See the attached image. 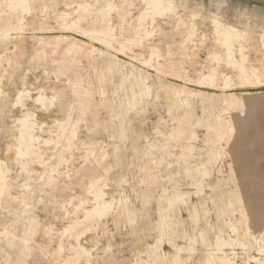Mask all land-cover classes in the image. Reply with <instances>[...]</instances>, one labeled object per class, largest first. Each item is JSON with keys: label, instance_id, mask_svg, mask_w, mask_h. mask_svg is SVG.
<instances>
[{"label": "rangeland", "instance_id": "374dc122", "mask_svg": "<svg viewBox=\"0 0 264 264\" xmlns=\"http://www.w3.org/2000/svg\"><path fill=\"white\" fill-rule=\"evenodd\" d=\"M172 2L0 0V264H264V6Z\"/></svg>", "mask_w": 264, "mask_h": 264}, {"label": "bare ground", "instance_id": "6f19581e", "mask_svg": "<svg viewBox=\"0 0 264 264\" xmlns=\"http://www.w3.org/2000/svg\"><path fill=\"white\" fill-rule=\"evenodd\" d=\"M12 4H13V7H15L16 8V11H17V7H19V8H21V6L23 7L24 5H25V3L27 2V0H12ZM32 2V1H31ZM128 3H130V2H127V4L126 5H128ZM142 3H143V5L145 6V9H146V13H147V11H153V12H155V13H167V12H171V11H174V6L172 5L173 4V2H172V0H142ZM176 3V2H175ZM83 6V5H82ZM12 7V8H13ZM79 7H80V5H79ZM113 7V6H112ZM176 7V6H175ZM26 8V7H25ZM28 8V7H27ZM88 8V7H87ZM44 10V9H43ZM101 10H104V9H101ZM107 10H109V9H105V11H107ZM14 11V10H13ZM20 11V10H19ZM82 11V10H81ZM87 11V10H86ZM89 11V10H88ZM143 11V10H142ZM22 12V11H21ZM27 12V11H26ZM75 12V11H74ZM78 12V11H77ZM99 12V11H98ZM175 12V11H174ZM63 13V12H62ZM104 13V12H103ZM102 12H101V14H103ZM106 13V12H105ZM110 13V12H109ZM131 13V12H130ZM145 13V14H146ZM152 13V12H151ZM179 13V12H178ZM28 14V13H27ZM43 14V13H42ZM61 14V13H60ZM68 14V13H67ZM85 14H88V13H86L85 12ZM164 14V15H165ZM169 14H172V13H169ZM174 14V13H173ZM46 15V14H45ZM65 15V14H64ZM69 15V14H68ZM79 15V14H78ZM80 15H81V13H80ZM83 15V14H82ZM106 15V14H105ZM139 15H141L140 16V19H143L144 17H146V16H144V14H142V12H141V14L139 13ZM70 16V15H69ZM162 16V15H161ZM193 16V15H192ZM60 17V16H59ZM66 17V16H65ZM87 17V16H86ZM102 17H104L103 15H102ZM106 17V16H105ZM138 17V16H137ZM84 18H85V16H84ZM179 18V17H178ZM215 18V17H214ZM61 19L62 18H60L59 19V21H61ZM103 19V18H102ZM126 19V18H125ZM147 19H149V18H147ZM151 19H153V18H151ZM63 21V20H62ZM107 21V20H106ZM152 21V20H151ZM67 22V21H66ZM83 22V21H82ZM104 22V21H103ZM110 22V21H109ZM129 22H131V21H129ZM140 22H142V20H140L139 21V23ZM145 22V21H144ZM143 22V23H144ZM178 22V21H177ZM180 22V21H179ZM179 22H178V24H179ZM219 22V21H218ZM217 22V23H218ZM64 23V22H63ZM142 23V24H143ZM153 23V22H152ZM211 23H212V19H211ZM217 23H215V25H216V28L218 29L219 28V24H217ZM66 24V23H65ZM80 24H81V21H80ZM102 24V23H101ZM106 24V23H105ZM124 24H128V23H124ZM130 24V23H129ZM136 24V23H135ZM189 24H191V22L189 23ZM72 25V24H71ZM70 25V26H71ZM103 25V24H102ZM177 25V24H176ZM185 24H183V26H184ZM66 26V25H65ZM79 26V25H78ZM182 26V27H183ZM72 27V26H71ZM74 27V26H73ZM72 27V28H73ZM80 27V26H79ZM104 27V26H103ZM139 27V26H138ZM144 27V26H143ZM191 27H192V25H191ZM93 28V27H92ZM95 28V27H94ZM129 28V27H128ZM145 28H146V26H145ZM227 29H223V30H221L220 32L218 31V33H219V37H216L217 38V40L219 39V38H221V42L223 43V45H225L227 48V55L228 56H226V57H228L229 59H232V57H231V47H233L232 45H231V43H232V41H233V39L234 38H239V40L242 38H240V35L239 34H237L236 33V31H234L233 32V30L232 29H228V27H226ZM74 29H76V26H75V28ZM81 29V28H80ZM90 29V28H89ZM115 29V28H114ZM135 29V28H134ZM139 28H137V30H138ZM155 29V28H154ZM190 29V28H189ZM222 29V28H221ZM78 30V29H77ZM87 30V29H86ZM104 30V29H103ZM216 30V29H215ZM214 30V31H215ZM126 31V30H125ZM139 31H140V29H139ZM187 31H189V30H187ZM191 31H192V29H191ZM82 32V31H81ZM103 32V31H102ZM130 32V31H129ZM153 32H154V30H153ZM216 32V31H215ZM112 33V32H111ZM137 33V32H136ZM195 33V32H194ZM217 33V34H218ZM234 33V34H233ZM240 33H241V31H240ZM88 34V33H87ZM98 34H100V33H98ZM140 34H142V33H140ZM192 34V33H191ZM112 35H114V34H112ZM151 35V34H150ZM190 35V34H189ZM84 36V38H85V35H80V37H83ZM103 36V35H102ZM109 36H111V35H109ZM134 36V35H133ZM139 36V35H138ZM149 36V35H148ZM147 36V37H148ZM188 36V35H187ZM186 36V37H187ZM218 36V35H217ZM241 36H242V34H241ZM100 37V36H99ZM150 37H152V35L150 36ZM149 37V38H150ZM87 38V37H86ZM90 37H88V39H89ZM102 38V37H101ZM108 38V37H107ZM119 38V37H118ZM191 38H193V36L191 37ZM42 39V38H41ZM87 39V40H88ZM91 39V38H90ZM98 39V38H97ZM94 40V39H93ZM99 40V39H98ZM97 40V41H98ZM102 40H104L103 38H102ZM106 40V39H105ZM113 40H114V38H113ZM141 39H139V41H140ZM90 41V40H89ZM95 41V40H94ZM101 41V40H100ZM131 41V40H130ZM152 41V40H151ZM220 41V40H219ZM237 41V40H236ZM96 42V41H95ZM94 42V43H95ZM129 42V41H128ZM127 42V43H128ZM67 43V42H66ZM99 43V42H98ZM103 43V42H102ZM107 43V42H106ZM124 43H126V42H124ZM123 43V44H124ZM41 44H43V43H41ZM188 44H189V42H188ZM59 45V44H58ZM57 45V46H58ZM105 45V44H104ZM106 45H108V44H106ZM105 45V46H106ZM127 45V44H126ZM129 45V44H128ZM132 45V44H131ZM185 45V44H184ZM233 45H235V44H233ZM47 46V45H46ZM103 46V45H102ZM109 46V45H108ZM137 46V45H136ZM48 47H49V45H48ZM122 47V46H121ZM140 47V46H139ZM54 48H56V47H54ZM69 48H70V46H69ZM119 48H120V46H119ZM123 48V47H122ZM66 49H68V48H66ZM78 49V48H77ZM129 49V48H128ZM152 49V48H151ZM184 49V48H183ZM72 50H73V48H72ZM82 50V49H81ZM65 51V50H64ZM92 51V50H91ZM90 51V52H91ZM127 51V50H126ZM150 51V50H149ZM69 52V51H68ZM98 52V51H97ZM119 52V51H118ZM129 52V51H128ZM76 53H77V51H76ZM95 53V52H94ZM93 53V54H94ZM100 53V52H99ZM154 53V52H153ZM92 54V53H91ZM92 54V55H93ZM136 54V53H135ZM138 54V53H137ZM151 54V53H150ZM167 54V53H166ZM233 54V53H232ZM142 55V54H141ZM149 55V54H148ZM153 55V54H152ZM157 55V54H156ZM168 55V54H167ZM211 55V54H210ZM76 56V55H75ZM99 56V55H98ZM150 56V55H149ZM148 56V57H149ZM91 57V56H90ZM150 57H153V56H150ZM210 57V56H209ZM231 57V58H230ZM159 58V57H158ZM149 59V58H148ZM147 61V63H148V60H146ZM151 61V59L149 60V62ZM153 61V60H152ZM145 64V63H144ZM261 67V66H260ZM241 69V68H240ZM239 69V70H240ZM216 70V69H215ZM259 70V69H258ZM257 71V70H256ZM238 72V71H237ZM241 73H242V75L244 76V75H246V72H245V70L242 68L241 69ZM254 73H255V71L254 70H251L250 71V74H251V76H254ZM219 75V74H218ZM239 75V74H238ZM241 75V74H240ZM239 75V76H240ZM241 75V76H242ZM202 77V76H201ZM218 77V76H217ZM222 77V76H221ZM227 77V76H226ZM212 78V77H211ZM210 78V79H211ZM228 78V77H227ZM226 78V79H227ZM244 78V77H243ZM242 78V79H243ZM250 77H248V79H249ZM258 78V77H257ZM214 79V78H213ZM215 79H216V77H215ZM229 79V78H228ZM227 79V80H228ZM248 79H247V81H248ZM259 79V78H258ZM205 80H207L206 78H205ZM222 80H224V79H222ZM245 80V79H244ZM213 81V80H212ZM145 82H146V80H145ZM218 82V81H217ZM226 82V81H225ZM230 82V81H229ZM228 82V83H229ZM245 82H246V80H245ZM244 82V83H245ZM202 83H203V81H202ZM224 83V82H223ZM242 83V82H241ZM243 83V84H244ZM248 83H250V82H248ZM259 82L257 81V84H258ZM205 84H207V83H205ZM243 84H241L242 86H243ZM251 84V83H250ZM143 85H144V83H143ZM208 85H209V83H208ZM249 85V84H248ZM248 85L246 84V86L248 87ZM246 86H243V87H246ZM256 86V85H255ZM150 88V87H149ZM219 88V87H218ZM225 88V87H224ZM224 88H223V90H224ZM220 89V88H219ZM151 90V89H150ZM145 91H147L146 89H145ZM21 92V91H20ZM20 92L18 93L19 94V96H20ZM24 94H25V92H24ZM23 94V95H24ZM149 94V93H148ZM18 96V95H17ZM17 96H16V99H17ZM40 96V95H39ZM26 98H28L27 96H26ZM37 99V98H36ZM20 100V99H19ZM39 99H37L36 101H38ZM40 100H41V98H40ZM39 100V101H40ZM55 100V99H54ZM38 103H41V102H38ZM37 103V104H38ZM42 104V103H41ZM19 120V119H18ZM28 120V119H27ZM27 120L24 122V120L23 121H21L22 122V124H21V127H20V142L21 143H24V142H26L27 140H29V141H31V139H32V134H31V123L30 122H27ZM29 121V120H28ZM69 123V122H68ZM64 126V125H63ZM65 127V126H64ZM67 127H68V125H67ZM66 127V128H67ZM63 128V127H62ZM60 130V129H59ZM64 135V134H63ZM69 135V134H68ZM24 136H26V141H25V137ZM19 138V137H18ZM71 139V138H70ZM68 140H69V137H68ZM28 141V142H29ZM48 141V140H47ZM47 141H45V142H47ZM19 142V141H18ZM25 144V143H24ZM68 144V143H67ZM26 147H27V143H26ZM30 147V146H29ZM28 147V148H29ZM28 148H27V150H28ZM31 150V149H30ZM19 151H17V153H18ZM24 152H26V150H25V148H24ZM28 152V151H27ZM19 154V153H18ZM22 154H23V152H22ZM20 156H21V154H20ZM20 156H18L19 158H20ZM24 156H25V153L23 154V158H24ZM0 163H1V161H0ZM204 172V171H203ZM4 177V176H3ZM101 178V177H100ZM106 179V178H105ZM97 180V179H96ZM4 181V180H3ZM2 181V182H3ZM98 181V180H97ZM96 181V182H97ZM107 181V180H106ZM1 182V183H2ZM98 182H100V181H98ZM104 182V181H103ZM93 183V182H92ZM94 183H95V181H94ZM94 183H93V185H94ZM106 183V182H105ZM96 184V183H95ZM99 184V183H98ZM97 185V184H96ZM2 186V185H1ZM7 186V185H6ZM97 187V186H96ZM99 187V186H98ZM2 188V187H1ZM0 188V189H1ZM92 188H93V186H92ZM95 188V187H94ZM103 189V188H102ZM95 191H97L96 189H95ZM6 192V191H5ZM101 192H99L98 191V194H100ZM104 193V192H103ZM0 194H1V192H0ZM103 195V194H102ZM100 196V195H99ZM1 197V196H0ZM94 199V198H93ZM99 199V197L97 196V194H96V199L95 200H98ZM102 199V198H101ZM72 200V199H71ZM96 202V201H95ZM94 202V203H95ZM100 202V201H99ZM99 202H96V203H99ZM104 202V201H103ZM95 203V204H96ZM110 203V202H109ZM96 205H98V204H96ZM99 205H101V204H99ZM104 205V204H103ZM105 207H106V205H105ZM105 207H102V209L103 208H105ZM89 211V210H88ZM90 211H92V208L90 209ZM93 211H94V209H93ZM89 213H91V212H89ZM92 214H93V212H92ZM96 214V213H95ZM89 215V214H88ZM95 216V215H94ZM99 217V216H98ZM81 219V218H80ZM83 219V218H82ZM86 219V218H85ZM94 220H95V218H93ZM101 219V218H100ZM79 221V220H78ZM80 221H82V220H80ZM77 222V221H76ZM84 222V221H83ZM82 222V223H83ZM75 223V222H74ZM72 224H73V222H72ZM75 224H78V223H75ZM69 228H71L72 226L69 224ZM78 226H79V224H78ZM81 226V225H80ZM67 227V226H66ZM76 227V226H75ZM74 227V228H75ZM73 228V229H74ZM88 228V227H87ZM67 229V228H66ZM70 230V229H69ZM69 230H68V232H69ZM66 230H63V232H65ZM67 232V231H66ZM83 232V231H82ZM76 233V232H75ZM86 233V232H85ZM75 235H77V234H75ZM218 238V237H217ZM216 238V239H217ZM220 241H222V240H220ZM222 243V242H221ZM225 244V243H224ZM227 245V244H226ZM81 250V249H80ZM82 251V250H81ZM83 252V251H82ZM84 253V252H83ZM83 256V255H82ZM263 264V263H262Z\"/></svg>", "mask_w": 264, "mask_h": 264}, {"label": "water", "instance_id": "95a60500", "mask_svg": "<svg viewBox=\"0 0 264 264\" xmlns=\"http://www.w3.org/2000/svg\"><path fill=\"white\" fill-rule=\"evenodd\" d=\"M257 6H264V0H243Z\"/></svg>", "mask_w": 264, "mask_h": 264}]
</instances>
